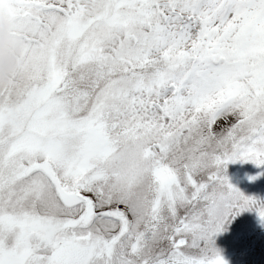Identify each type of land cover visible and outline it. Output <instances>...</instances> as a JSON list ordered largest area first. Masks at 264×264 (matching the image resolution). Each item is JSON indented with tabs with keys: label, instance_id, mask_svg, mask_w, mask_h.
<instances>
[{
	"label": "snow or ice",
	"instance_id": "obj_1",
	"mask_svg": "<svg viewBox=\"0 0 264 264\" xmlns=\"http://www.w3.org/2000/svg\"><path fill=\"white\" fill-rule=\"evenodd\" d=\"M0 264H228L264 201V0H0ZM255 179V177H250Z\"/></svg>",
	"mask_w": 264,
	"mask_h": 264
},
{
	"label": "rangeland",
	"instance_id": "obj_2",
	"mask_svg": "<svg viewBox=\"0 0 264 264\" xmlns=\"http://www.w3.org/2000/svg\"><path fill=\"white\" fill-rule=\"evenodd\" d=\"M226 174L230 182L239 188L246 196H253L258 200L264 201V171L259 169L255 163L252 161H236L234 163H229ZM250 177H255V179H250ZM243 212L248 218H252L249 222V226L253 229L252 232L256 231L258 232L257 236H264V222L261 221L256 209L252 208ZM236 224L237 222L235 221L231 222L224 230L225 234L220 235L218 233L215 236V245L228 264H243L247 258L246 253L239 258L233 256L236 252L235 250H239L236 246V238L239 235L234 227ZM250 227L246 225V228Z\"/></svg>",
	"mask_w": 264,
	"mask_h": 264
},
{
	"label": "clouds",
	"instance_id": "obj_3",
	"mask_svg": "<svg viewBox=\"0 0 264 264\" xmlns=\"http://www.w3.org/2000/svg\"><path fill=\"white\" fill-rule=\"evenodd\" d=\"M9 25L5 18H0V85L11 83L15 71L18 48L9 44Z\"/></svg>",
	"mask_w": 264,
	"mask_h": 264
}]
</instances>
